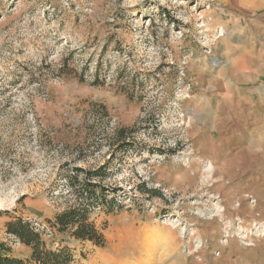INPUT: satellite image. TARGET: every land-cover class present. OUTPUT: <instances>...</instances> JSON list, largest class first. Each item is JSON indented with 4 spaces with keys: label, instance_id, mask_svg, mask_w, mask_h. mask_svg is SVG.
Listing matches in <instances>:
<instances>
[{
    "label": "rangeland",
    "instance_id": "rangeland-1",
    "mask_svg": "<svg viewBox=\"0 0 264 264\" xmlns=\"http://www.w3.org/2000/svg\"><path fill=\"white\" fill-rule=\"evenodd\" d=\"M86 180L115 201L87 202L97 244L55 226ZM14 217L67 264H264V0H0V241L26 259Z\"/></svg>",
    "mask_w": 264,
    "mask_h": 264
},
{
    "label": "trees",
    "instance_id": "trees-1",
    "mask_svg": "<svg viewBox=\"0 0 264 264\" xmlns=\"http://www.w3.org/2000/svg\"><path fill=\"white\" fill-rule=\"evenodd\" d=\"M123 144L122 142L121 146L119 145L120 148L123 147ZM89 175L91 176L92 174ZM98 185L97 183H91L89 180L85 181L84 187L92 190V192L90 194L87 193L84 198L79 195L77 203L56 215L55 226L58 231L71 230L70 233L76 238L87 239L96 244L99 243L100 235L94 225L88 221L87 211L89 206L87 202L95 199L101 203H106L112 208L115 205V201L113 198L107 199V195L105 198L102 191L96 194L94 189H97ZM146 192L151 195L161 196V193L155 189L146 190ZM98 193L101 194L98 196ZM106 193H109V191L106 190ZM4 228L6 234L14 242L29 248L30 254L26 259L17 257L13 254V249L8 242L0 241V264H67L70 261V255L63 250H50L42 238L44 232H40L24 219L20 217L9 219L5 222Z\"/></svg>",
    "mask_w": 264,
    "mask_h": 264
},
{
    "label": "bare ground",
    "instance_id": "bare-ground-1",
    "mask_svg": "<svg viewBox=\"0 0 264 264\" xmlns=\"http://www.w3.org/2000/svg\"><path fill=\"white\" fill-rule=\"evenodd\" d=\"M262 157V156H261ZM263 158V157H262Z\"/></svg>",
    "mask_w": 264,
    "mask_h": 264
}]
</instances>
